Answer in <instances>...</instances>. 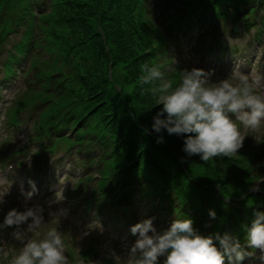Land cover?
I'll list each match as a JSON object with an SVG mask.
<instances>
[{
  "label": "trees",
  "instance_id": "obj_1",
  "mask_svg": "<svg viewBox=\"0 0 264 264\" xmlns=\"http://www.w3.org/2000/svg\"><path fill=\"white\" fill-rule=\"evenodd\" d=\"M161 1L175 8L167 19L161 14L155 21L146 0H0V63L7 61V80L14 75L15 64L35 55L36 78H40L39 89L30 88L23 94L9 109V116L14 120L20 109L42 97L46 105L30 137L34 146H43L51 131L53 141L71 138L77 144L86 142L89 149L79 150L77 156L80 161L95 157L103 161L101 189L108 176L117 177L110 185L117 205L142 200L163 209L170 203L181 216L194 220L199 232L204 226L224 231L228 223L244 242L252 221L238 208L251 212L252 220L255 211L264 212L261 193L236 201L256 182L254 161L246 157L244 168L235 170L238 161L224 157L231 166L227 172L214 159L203 162L199 156L188 157L182 151L183 137L168 136L165 131V142L157 144L151 125L160 105L148 91L151 85H142L139 78L141 65L148 64L158 66L174 86L178 83L181 73L171 68L174 63L166 48L170 41L166 36L171 37L173 29L170 19L184 20L176 11L190 5L189 25L198 12L212 13L213 23L206 19V24L213 27L231 9L235 30L248 31L256 26L253 11L260 10L264 22V0ZM21 25L25 26L22 38L8 48L6 40L18 34ZM263 32L261 27L258 35ZM49 77L58 82L54 85L53 81L49 89L58 92H47ZM75 126L78 130L67 135ZM97 149L103 151L101 155L94 152ZM160 150L165 161L159 159ZM177 155L187 166L184 172L177 165ZM192 160L197 169L189 166ZM136 185L139 189L133 192ZM193 192H197L196 198ZM210 209L216 212V219L209 224Z\"/></svg>",
  "mask_w": 264,
  "mask_h": 264
},
{
  "label": "clouds",
  "instance_id": "obj_2",
  "mask_svg": "<svg viewBox=\"0 0 264 264\" xmlns=\"http://www.w3.org/2000/svg\"><path fill=\"white\" fill-rule=\"evenodd\" d=\"M140 71L141 84L151 85L148 91L160 105L151 125L157 144L165 142V131L168 136L183 137L182 151L188 157L199 156L207 162L238 153L245 140L241 126L252 132L264 126V94L257 91L259 76L250 79L240 75L236 82L231 78L213 82L215 70L192 68L185 69L174 86L158 66L143 64ZM29 184V192L21 187L26 205L37 192L35 183ZM251 191L259 192L258 184ZM3 202L0 198V204ZM208 215L216 219L214 210L210 209ZM253 216L243 244L229 232L202 235L190 218H175L163 231L154 226V217L141 219L130 228L136 239L127 249L125 264H160L161 257L163 264H243L246 258L264 264V212L255 211ZM44 219V208L39 204L26 206L23 211L12 208L0 229L11 228L13 238L22 240L27 233H35ZM5 248L0 240V252L7 256ZM112 258L120 264L121 258L115 252ZM10 264H68L62 234L52 228L42 239H29Z\"/></svg>",
  "mask_w": 264,
  "mask_h": 264
},
{
  "label": "rangeland",
  "instance_id": "obj_3",
  "mask_svg": "<svg viewBox=\"0 0 264 264\" xmlns=\"http://www.w3.org/2000/svg\"><path fill=\"white\" fill-rule=\"evenodd\" d=\"M178 63L181 64V61L178 60ZM194 65L195 64L193 63V66ZM175 67H176V65H174V66L172 65L171 68L175 69ZM252 68L254 69L253 70L254 74L251 72ZM252 68L249 66H246L244 68H241L238 72H235V70L231 67H220L219 69H217L215 71L214 75H216V76L214 77L215 79L213 82L219 81L221 79H226V78H231L233 80V82H236V81H238L240 75H246L251 79L252 77L256 76L255 74H257L259 71L258 67L252 66ZM209 70H213V67L210 66ZM176 76H177V74H176ZM257 91L264 94V88H258ZM21 97L22 96L18 97L17 100L20 101ZM3 119H5L4 122L8 123L7 115L5 116L3 114ZM3 119L1 120L2 121V123H1L2 127H3ZM241 131H242L243 135L245 136V140L243 143V147L238 151L237 154L232 156V159L237 160L238 165H239V166L235 167V170L238 167L244 168V166H245L244 164L246 161L245 158L247 156H250L252 153H254V151L256 153L257 148H258L257 145L259 146L260 143L262 142V139H264V126H262L260 130L254 132L255 135H254V133H251V134L248 133V132H252V131H244L243 127H241ZM214 161L219 167L226 170L227 172L229 171L231 166L224 161V157L214 158ZM62 182L64 183L63 184L64 186L67 185L66 180H62ZM9 186H11V183L0 178V198H3V200H4V202L2 204H0L1 223H2L4 216L6 215V213L10 209H12V208L17 209L18 206L21 204L23 205V209H25L26 206L31 207V205L33 206V205H36L39 203L38 200H34L32 198L30 201L27 202V205H26L25 204V197L20 194L21 192L20 191L16 192V191L12 190ZM258 186H259V188L261 187L260 182H258ZM59 190L61 191L62 188L60 187ZM55 193L57 194L58 192H55ZM58 200H59L58 198H54V199L51 198L48 201L47 206H49V207L55 206L58 203ZM45 212H46V210L44 209L45 219H44V222L42 223L41 227L35 233H27L22 240H16L15 238H13V236H12L13 229H11V228L1 229L4 232L11 230L10 236L12 237L11 238L12 241L10 242V245L7 246V249H5V251L7 252V256H5L3 252H0V254H1L0 264H10V261L12 260V258L16 254H18V252L20 251V249H21L20 246H21V243L23 241H26L29 239L43 238L46 235L48 230L54 228L55 225H58L56 218L54 216L49 215V217L53 219L54 223L51 222L48 215ZM59 226H60V224H59ZM23 227L26 228V225H24ZM55 229H57L59 231L58 228H55ZM88 231L89 230H86L87 233H88ZM59 232L61 233V231H59ZM62 238H63V236H62ZM103 239L105 240V248H101L102 253L107 255V256L112 257V253L115 252L121 258L120 264H125L126 256H127V249H128V247L131 246L129 244V240L122 238V236L118 237L116 235H113L111 232H106L103 235ZM63 240H64V238H63ZM90 243H91L90 238H87L85 240L80 241L81 245H85L87 247H90ZM68 251L69 250H68L67 246L64 244V254L67 257L68 264H70V261L68 258V253H67ZM71 251H73V253L70 256V258H74V260L75 259L79 260L81 257V251L78 252L76 249L73 250V248H71ZM102 253H101V255H102ZM72 264H74V263H72ZM114 264H116L115 260H114Z\"/></svg>",
  "mask_w": 264,
  "mask_h": 264
}]
</instances>
